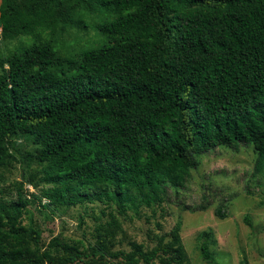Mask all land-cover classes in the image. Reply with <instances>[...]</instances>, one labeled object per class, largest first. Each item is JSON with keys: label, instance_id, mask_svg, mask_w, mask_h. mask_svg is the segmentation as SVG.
I'll use <instances>...</instances> for the list:
<instances>
[{"label": "trees", "instance_id": "obj_1", "mask_svg": "<svg viewBox=\"0 0 264 264\" xmlns=\"http://www.w3.org/2000/svg\"><path fill=\"white\" fill-rule=\"evenodd\" d=\"M90 21L99 45L78 57L55 49L56 26ZM20 35L35 40L0 58V170L15 153L34 161L51 203L150 205L218 146L251 143L264 173V0H0V40ZM22 175L16 199L0 203V264L186 263L179 221L149 250L112 251L116 223L85 251L43 250L41 231L22 224L19 190L37 185ZM200 253L216 264L207 240Z\"/></svg>", "mask_w": 264, "mask_h": 264}, {"label": "rangeland", "instance_id": "obj_2", "mask_svg": "<svg viewBox=\"0 0 264 264\" xmlns=\"http://www.w3.org/2000/svg\"><path fill=\"white\" fill-rule=\"evenodd\" d=\"M57 28L60 35L53 44L62 55L78 57L81 50L99 45L102 40L91 21L86 27L74 26L67 31ZM34 40L29 35L0 40V58ZM18 148L31 152L34 146L21 138ZM15 157L0 170V203L16 199L17 182L22 181L23 173L34 175L37 185L24 181L19 190L28 200L21 220L41 231L43 250L53 252L51 243L58 241L85 251L94 244L98 233L114 223L112 251H130L133 243L149 250L159 235L179 221L188 257L185 264H206L200 253L203 240H207L216 264H264V173L255 169L256 151L251 143H240L236 148L218 146L197 155L198 165L190 169L184 186L164 180L160 186L162 199L150 205L127 201L120 206L115 201L97 199L70 206L53 204L44 196L50 184L42 180L39 166L23 160L18 153ZM96 190L90 187L83 191ZM218 207L226 217L215 215ZM106 264H117V260Z\"/></svg>", "mask_w": 264, "mask_h": 264}]
</instances>
